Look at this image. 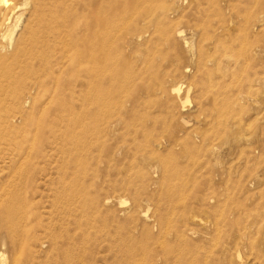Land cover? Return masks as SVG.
I'll return each instance as SVG.
<instances>
[{
	"label": "rangeland",
	"instance_id": "374dc122",
	"mask_svg": "<svg viewBox=\"0 0 264 264\" xmlns=\"http://www.w3.org/2000/svg\"><path fill=\"white\" fill-rule=\"evenodd\" d=\"M0 264H264V0L0 2Z\"/></svg>",
	"mask_w": 264,
	"mask_h": 264
},
{
	"label": "bare ground",
	"instance_id": "6f19581e",
	"mask_svg": "<svg viewBox=\"0 0 264 264\" xmlns=\"http://www.w3.org/2000/svg\"><path fill=\"white\" fill-rule=\"evenodd\" d=\"M9 0H0L1 3L3 4H7ZM17 6H14L13 9H15ZM12 10V8L10 9ZM19 18V17H18ZM17 18V20H18ZM15 23V22H14ZM17 23V22H16ZM16 23L13 24V28H7L6 31L4 32L3 34V38L8 40L9 41V44L12 43V40H13V33H14V30L16 28ZM143 31V30H142ZM99 35V34H98ZM130 39V38H129ZM140 40V39H139ZM83 43V42H82ZM85 43V42H84ZM107 44V43H106ZM97 47V46H96ZM92 64V63H91ZM92 69V68H91ZM93 71V70H92ZM111 74V73H110ZM173 93L174 94H179V87L178 88H174L173 90ZM123 202V201H122ZM121 202V203H122ZM13 231V230H12Z\"/></svg>",
	"mask_w": 264,
	"mask_h": 264
}]
</instances>
